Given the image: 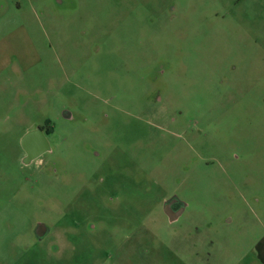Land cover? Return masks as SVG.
Masks as SVG:
<instances>
[{"label":"rangeland","instance_id":"obj_1","mask_svg":"<svg viewBox=\"0 0 264 264\" xmlns=\"http://www.w3.org/2000/svg\"><path fill=\"white\" fill-rule=\"evenodd\" d=\"M0 46V264H261L264 0H0Z\"/></svg>","mask_w":264,"mask_h":264},{"label":"flooded vegetation","instance_id":"obj_2","mask_svg":"<svg viewBox=\"0 0 264 264\" xmlns=\"http://www.w3.org/2000/svg\"><path fill=\"white\" fill-rule=\"evenodd\" d=\"M13 64H18V67L14 66L16 67V69H14ZM9 69H12V70L14 69L17 75L20 74L21 79L24 78L22 75L23 70L21 68V64L18 62V58L15 55V53L8 51V50H3V46H0V75L5 73ZM155 92L161 94L163 91L161 89H156ZM66 115L69 119H71L72 115H69V114H66ZM76 121L77 119L69 120L68 122L71 124H76ZM175 121H176V117H170L168 120V122H172V123H174ZM23 126H24V131L22 135L20 136V138L18 139V142L21 147V159L23 160V163L21 162L22 165L37 166V163L41 161L40 167H44L49 162L50 159H53L56 153V145H54V143L51 140V137L55 134L56 129H57L55 121L49 118H45L43 120H40L39 122H29L28 123V121H25ZM129 173L134 174V172H129ZM255 201H258V200H255ZM165 205H170V213L172 214L173 218L176 219L174 222H170L169 217L165 214L164 212ZM185 210H186L185 203H183L176 196H172L164 200L163 213L166 219L169 221V223L177 222L181 218V216L184 214ZM41 225H44L46 227V233L43 237H40L38 235V229ZM50 226L53 227V225L47 222H43V221L37 222L32 232L33 237L37 241L44 240L46 237L49 236L50 228H51ZM54 227L57 228L58 230L64 229L62 228V226L60 225L58 226V224ZM93 229L94 227L91 228V230ZM262 244L264 245L263 237H261L258 246ZM259 250L260 251L258 253H260L262 256L260 255L258 259L260 260V263L262 264L264 255H263V251L261 249ZM258 253H257V257H258Z\"/></svg>","mask_w":264,"mask_h":264},{"label":"water","instance_id":"obj_3","mask_svg":"<svg viewBox=\"0 0 264 264\" xmlns=\"http://www.w3.org/2000/svg\"><path fill=\"white\" fill-rule=\"evenodd\" d=\"M164 212L169 217L170 222H174L176 220L175 218H173L172 214L170 213V205H165ZM45 233H46V227L44 225H41L38 229V235L40 237H43Z\"/></svg>","mask_w":264,"mask_h":264}]
</instances>
